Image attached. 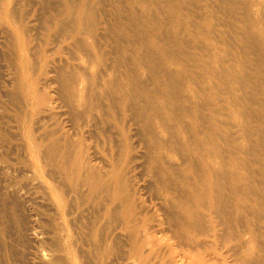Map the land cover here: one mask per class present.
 Returning a JSON list of instances; mask_svg holds the SVG:
<instances>
[{
	"label": "bare ground",
	"instance_id": "obj_1",
	"mask_svg": "<svg viewBox=\"0 0 264 264\" xmlns=\"http://www.w3.org/2000/svg\"><path fill=\"white\" fill-rule=\"evenodd\" d=\"M30 1L0 0V25L12 37L8 76L16 79H3L14 90L5 86L0 102L15 104L20 131L2 137L0 167L11 172L0 170V216L6 205L7 218L18 215L22 263L264 264V0H212L204 17L215 27L187 29L211 46L203 62L189 63L175 17L183 0H128L114 19L120 62L112 64L109 38L105 46L97 38L113 25L87 22L102 0L77 8L71 0ZM43 20L44 42L53 36L55 46L36 48ZM72 44L93 53L95 74L69 62ZM39 67L43 78L31 81L27 70ZM212 77L221 80L217 97ZM247 99L256 108L247 109ZM34 128L47 131L36 136ZM88 135L104 140L94 145ZM12 145L26 157L9 160ZM9 249L0 238V264L20 260Z\"/></svg>",
	"mask_w": 264,
	"mask_h": 264
},
{
	"label": "rangeland",
	"instance_id": "obj_2",
	"mask_svg": "<svg viewBox=\"0 0 264 264\" xmlns=\"http://www.w3.org/2000/svg\"><path fill=\"white\" fill-rule=\"evenodd\" d=\"M34 1H37V0H34ZM34 1L33 0H32V2L30 1V3H31L30 5L32 7H33V4L35 3ZM79 1L80 0H71V6L73 8H77L78 7L77 5H78ZM96 1L97 0H93V4H92L93 6L96 3ZM101 2H103L104 4L102 3V5H97L98 7H96L97 9L95 11V14H93L92 12L89 11V14H88V17H87V22H88L89 25H91L92 23L96 22L97 19L98 20L99 19H101V20L106 19L107 20L106 25L108 24V21H109L108 25H113L111 29L108 28V30H110L109 33H107L106 30L103 31V29H99V35H98V38H97V42L99 44L105 46L107 44L106 40L109 38L110 41H108V46L104 47L109 52L107 60H108L109 64L114 63V61L118 63V62H120V57L118 56L117 44L114 43L115 40L118 39L116 37V34H115V31H117V29L114 26V19L116 18L117 9L122 8V6L126 5L128 0H124V1L123 0H102ZM105 3H107L108 5H106ZM192 3H194V4H192ZM209 3H212V0H183V8H181V11H180L179 14H177V15L175 14L176 15L175 17H177V19H178V21L180 23L181 22L183 23V27H184L183 28V33H181L179 41L184 46L189 48L188 52L182 55V59L184 60V63L194 62L193 58H196V59H198V61L203 62L202 59H205L204 58L205 55L202 53V51L206 50L208 46H211V42H207V41H203L202 44H197L195 42L194 38L192 37V35H188V32H187V29H190L191 27H193L194 29L196 28L195 30H197V29L200 30V29H203V28L205 30L208 29V28L213 29L212 27H215V26L211 25V23H212L211 18L206 19L204 17L205 15H211L210 12H208L207 14H204L206 9H207L206 7H207V5ZM44 5H46V3L43 1V4H42L43 9L46 10L45 9L46 6L44 7ZM50 6H51V8L54 7V9H57L58 4L57 3H52ZM101 8H102V10H101ZM27 9H30V7L27 8ZM93 9L94 8H92L91 11ZM140 9L142 11H145V6H141ZM210 10H213V9H210ZM214 10H215V7H214ZM214 10H213V15L216 13V10L215 11ZM166 15L169 16L168 13ZM90 22H91V24H90ZM2 23H4V21H2ZM38 23L40 24V26L37 25L39 27L34 32V35H37V37L33 40L34 44L38 43L36 45V48L39 47L42 43L43 44L46 43V48H47V46H48V48L55 46V44H54L55 43V40H54L55 38H53V36L52 37L47 36L45 38V42H44V37H45V33H46L45 28L48 25L46 23V21L43 20L42 22H38ZM227 23H230V22H227ZM74 26H75V23L71 22L70 29H73ZM204 29L202 31H204ZM218 29L219 30H222V29L226 30L227 27L220 25V26H218ZM174 32L177 33L178 31H174ZM7 33L8 32H6L5 28L2 27V25H0V54H1L0 55V84H1L0 85V97L4 101H6L7 98H8V97H4L5 96V92L7 91V89H9L10 91L14 90L13 88L9 87V84H8L7 81L3 80L4 78H8L9 77L8 75L12 74V67L14 65L13 58H12L13 56L10 53V50L7 49V47L5 46L7 44V42H9L10 38H12L11 35L10 34L7 35ZM100 34H102V35H100ZM186 34L188 35V37L185 36ZM191 34H194V32H191ZM205 34H206V32H205ZM205 34H203V33L199 34L198 38L200 39L201 42H202L203 39L208 37ZM101 36H103V37H101ZM4 37H6V38H4ZM60 39H62V38L60 37ZM52 40H54V41H52ZM88 41L92 42L91 38H89ZM231 42L233 43V41H231ZM34 44H33V46H34ZM51 44H52V46H51ZM109 45L112 46V47H110ZM196 45H199L200 48L197 47ZM202 45L204 47H202ZM212 45L214 46L213 42H212ZM81 48H82L81 45H75L74 46L72 44V46H70L71 50H69V57H71L73 55L72 57H74V58L73 59L71 58L72 61H71V59H69V62H71V64L74 63V64H77L79 66L82 65L81 67H83L88 72L89 75L95 74L97 72V67L95 66L93 60H89L90 59L89 58L90 54L92 55L93 53H85L84 51L81 50ZM71 53H72V55H71ZM33 55H34V57H33ZM33 55L31 54L30 58L34 62H36V63L39 62V59H40L39 56L41 57V61H42V56L41 55H39V54H33ZM60 56L61 55L57 53V57H60ZM93 57L95 58V55H93ZM232 63H235V62L232 61ZM56 64L59 65L58 62H56ZM72 70L75 71V72L79 71V69L77 67H74V69H72ZM72 70L70 69V71H72ZM246 71L248 73H251V70L248 69V68H247ZM27 74H28V76H29L31 81L36 79V78H43V75H41V67H39L37 69V73L36 74L32 73L31 70H27ZM51 75H53V74H51ZM9 78L10 79H8V80H12V81L16 80L15 77H9ZM212 79H213V81L216 84L215 89H214V93H215V96L217 97V96L220 95L219 89H220V86H221V80L217 79L215 77H212ZM5 86H8V88L6 89ZM257 98H258L259 102L260 101L262 102L263 96H262L261 93H258ZM251 101L252 100H248V99L246 100V104L245 105H246L247 109H248V106H249V108H256L255 103L251 102ZM15 108H16L15 104L13 105L9 101L7 103L0 102V138H1L0 139V156L4 155L5 157H7L5 155L6 154L5 150H3V148H2L5 145V140L2 137H4L8 141H11V139H15L14 137H12V135H14L15 132H17L18 134L20 133V131L15 129L16 122L13 120V112H14ZM93 108L95 109L94 112H93L94 115L97 114L96 116L98 117L97 118L96 116H94V118H95V120L97 118V121L99 123V121L101 122V120H102L100 117H102L103 113H101V111H98V109L96 108L95 105H93ZM64 110L66 111V109H64ZM68 110H70V108H68ZM7 115L11 116L12 119H10ZM74 121L77 122L74 119H73V122H70V121L67 122L68 127L71 126L72 123H74ZM37 122L38 121L36 120V123H35V120H34V123H35L34 127H36V128L39 127V124ZM25 124L29 125V128H27V129H31L32 125L28 124L27 119L23 118L22 119V125H25ZM5 125H6L7 130L6 129L5 130H1V127L4 129ZM133 127L134 126H132V128ZM46 131L47 130H41V129L39 131H36V129L34 130L36 136H38L40 134H43V133H46ZM70 131L72 133L74 132V130H70ZM10 132H14V133H10ZM90 136L91 135H88V142H91L94 145H99L100 139H101L102 142L104 140L103 136H98V137L96 136V138H92V139L89 138ZM14 143H16V142H14ZM12 147L15 148V151L13 150L14 153H12V152L10 153L11 149H8V153H9L8 159L9 160H12L14 157L15 158L21 157L22 159L26 157L27 153H26V149L24 147H15L14 145H12ZM100 151L102 152V148L100 149ZM0 170L3 171L2 177L5 176L6 174L8 175L11 172V171H9V169L8 170H4L3 166H2V168L0 167ZM36 194L38 196L41 195L40 192H37ZM38 201H40V203H42L41 197L38 199ZM1 206L3 208L5 206V204H3ZM4 208H5V212H6L7 205ZM13 211H15V210L13 208H11L8 211V213L12 214ZM5 212L2 213V216H0V218H1L0 220H2L0 222V238H2V237L5 238L6 241L10 244V249L8 251L11 250L12 252H14V250H12V248H14L15 250H19L20 251V255L18 256V259L21 260V261L17 260V258H16L14 260V262H12V260L10 259V261H8L7 264H28L26 261H25L26 263H22V262H24L23 261L24 259H23V256L21 257V255H22V253H21V245L18 246L19 245L18 242H19L21 237L19 236L20 233H18L17 229H16L17 228V224H16V222H17L16 220L17 219L13 218V216H18V215L16 213H13L12 214V218H11V215H10V218H11L10 219V218H7V213H5ZM23 213L28 215L26 217L28 219V221L30 219H34V217H35V216H31L30 215V211L28 210L27 207L24 208ZM31 226H28V227L31 228ZM35 229H36V227L33 230H31V233H35V231H34ZM7 230H8V232H7ZM3 233H5V234H3ZM11 233H14L13 236H12ZM19 251H18V253H19ZM36 264H38V263L36 262Z\"/></svg>",
	"mask_w": 264,
	"mask_h": 264
}]
</instances>
